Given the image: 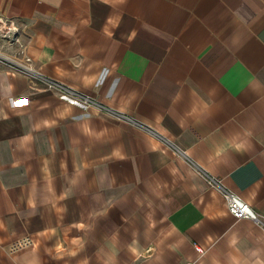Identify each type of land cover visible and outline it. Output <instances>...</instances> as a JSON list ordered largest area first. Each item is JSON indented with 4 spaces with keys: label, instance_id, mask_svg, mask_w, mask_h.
Listing matches in <instances>:
<instances>
[{
    "label": "crops",
    "instance_id": "0c3cea01",
    "mask_svg": "<svg viewBox=\"0 0 264 264\" xmlns=\"http://www.w3.org/2000/svg\"><path fill=\"white\" fill-rule=\"evenodd\" d=\"M0 16L39 72L171 144L0 65V264H264V227L185 157L264 217V0H0Z\"/></svg>",
    "mask_w": 264,
    "mask_h": 264
},
{
    "label": "built area",
    "instance_id": "2783aa9c",
    "mask_svg": "<svg viewBox=\"0 0 264 264\" xmlns=\"http://www.w3.org/2000/svg\"><path fill=\"white\" fill-rule=\"evenodd\" d=\"M0 65L4 66L17 74L23 75L33 86L40 85L45 89L56 93L66 102L79 105L85 109L95 108L100 112L114 116L119 120L137 126L151 135L159 138L165 143L171 145L169 141L157 132L155 129L141 123L133 117L122 112H118L112 108L100 103L94 96L83 93L75 88L48 77L33 67L32 60L26 52V46L21 41L19 28L11 21L0 16ZM179 154H183L181 150L175 148ZM188 163L204 178L207 185L217 190L223 197L228 211L236 221L251 220L256 224L264 227V217L253 210L242 198L229 189L221 178L212 176L204 169L200 168L196 162L185 156ZM196 250L203 254L200 248ZM185 264H196L195 262H187Z\"/></svg>",
    "mask_w": 264,
    "mask_h": 264
},
{
    "label": "snow or ice",
    "instance_id": "6c2138e0",
    "mask_svg": "<svg viewBox=\"0 0 264 264\" xmlns=\"http://www.w3.org/2000/svg\"><path fill=\"white\" fill-rule=\"evenodd\" d=\"M26 102V101H25Z\"/></svg>",
    "mask_w": 264,
    "mask_h": 264
}]
</instances>
